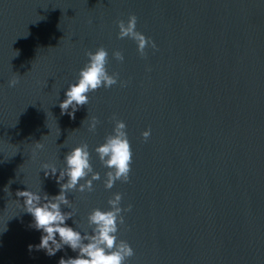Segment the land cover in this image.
I'll list each match as a JSON object with an SVG mask.
<instances>
[{
    "label": "water",
    "instance_id": "95a60500",
    "mask_svg": "<svg viewBox=\"0 0 264 264\" xmlns=\"http://www.w3.org/2000/svg\"><path fill=\"white\" fill-rule=\"evenodd\" d=\"M131 14L157 45L145 56L118 37ZM100 46L126 83L90 92L73 119L60 102ZM113 117L127 125L133 163L128 182L106 189L95 148ZM81 143L100 179L67 193L66 223L91 232L89 212L121 193L132 205L117 233L134 249L125 264H264V0H0V264L77 255L29 250L42 230L16 193L58 194L59 171L43 165L66 167Z\"/></svg>",
    "mask_w": 264,
    "mask_h": 264
},
{
    "label": "clouds",
    "instance_id": "9594fccd",
    "mask_svg": "<svg viewBox=\"0 0 264 264\" xmlns=\"http://www.w3.org/2000/svg\"><path fill=\"white\" fill-rule=\"evenodd\" d=\"M117 23L118 37L133 39L137 43V51L141 56L146 55L147 47L157 48L154 40L137 30L135 14L129 15L127 21L119 20ZM86 55L88 61L79 70L78 80L69 85L65 92L66 99L59 105L61 112L67 113L73 119L78 108L89 103L90 92L101 87L110 88L118 82L122 86L126 83L118 80V73L108 72L109 53L106 48L100 46L95 51H87ZM113 56L119 61L124 60L123 53L119 50L114 51ZM19 77V74L14 75L8 82L9 87H15L20 82ZM87 119L88 117L85 120ZM113 119L115 123L112 133L108 134L104 142L95 148L102 165L108 169L104 180L106 189L113 188L117 181L128 182L133 163L132 146L126 131L127 125L122 119H115V117ZM99 123V119L92 116L89 131L95 132ZM141 135L146 141L151 135V129H145ZM35 147L43 149L44 145L36 143ZM64 160L66 167L62 169L47 163L43 165L45 175L49 172L56 174L59 171L58 194L50 196L48 193L41 194L39 191L28 188L16 193L18 197L24 198L23 206L32 215L33 226L37 230H42L40 243L35 246L29 245V250L33 247L37 250L43 249L52 256L68 246L77 255L67 259L61 257L59 264H125V261L134 255V249L128 241L119 239L117 233L119 226L125 223L122 213L130 211L132 205L122 207V194L116 192L108 200L109 208L96 207L89 212L87 221L91 232H82L68 225L66 221L72 218V212L62 210V205L70 204L67 193L71 190L81 193L93 191V181L100 179V173L93 170L87 143H81L72 148L65 155ZM65 178H67L66 182H64Z\"/></svg>",
    "mask_w": 264,
    "mask_h": 264
}]
</instances>
